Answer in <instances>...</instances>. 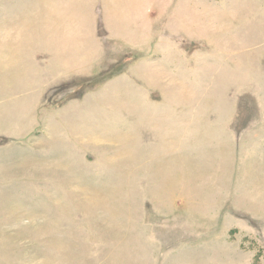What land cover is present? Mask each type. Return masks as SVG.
<instances>
[{
	"label": "rangeland",
	"instance_id": "rangeland-1",
	"mask_svg": "<svg viewBox=\"0 0 264 264\" xmlns=\"http://www.w3.org/2000/svg\"><path fill=\"white\" fill-rule=\"evenodd\" d=\"M0 264H264V0H0Z\"/></svg>",
	"mask_w": 264,
	"mask_h": 264
}]
</instances>
